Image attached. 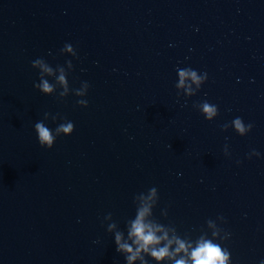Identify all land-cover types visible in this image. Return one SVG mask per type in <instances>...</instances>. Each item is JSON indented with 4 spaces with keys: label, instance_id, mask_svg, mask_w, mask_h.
Segmentation results:
<instances>
[{
    "label": "water",
    "instance_id": "1",
    "mask_svg": "<svg viewBox=\"0 0 264 264\" xmlns=\"http://www.w3.org/2000/svg\"><path fill=\"white\" fill-rule=\"evenodd\" d=\"M203 241L264 264V0H0V264H193Z\"/></svg>",
    "mask_w": 264,
    "mask_h": 264
},
{
    "label": "clouds",
    "instance_id": "2",
    "mask_svg": "<svg viewBox=\"0 0 264 264\" xmlns=\"http://www.w3.org/2000/svg\"><path fill=\"white\" fill-rule=\"evenodd\" d=\"M69 51H71V48H68ZM46 71H50V69H45ZM189 73L182 71L180 73L181 75V84H183V78L188 75ZM191 76L193 78V80H198V78L196 77L195 72L191 73ZM60 80L63 81L64 77L61 76ZM52 89L49 86V84L47 82H45L43 84V91L44 92H50ZM203 109L204 112L207 113V116L209 119H211V117L213 115H215L216 113V109L213 106L208 105L207 103H205L203 105ZM235 126L237 128V130L243 134V132L245 131L243 124L241 123V120L239 118H237L235 121ZM249 127L251 128L252 125L250 124ZM36 130L39 133V143L40 145H46L47 149H51L53 147V136L51 135L50 131L48 128L44 127L42 124H37L36 125ZM58 131H62L65 134L71 135L74 131V126L72 123L65 125H61L60 128L58 129ZM144 211H147L146 209ZM144 211H142L140 213V218H138L136 220V222L133 225V235H135L137 237L136 242L140 245V248L147 251L148 247L150 245H154V244H158L160 242V237H157L153 231H151L150 229L146 230L147 226L145 224L142 223V217L144 215ZM166 239V237H165ZM116 243L118 245L117 251L123 249L126 251H131V249L129 248V246L127 244H120V237L119 235H117L116 237ZM179 243V248L177 249V251H180L182 249H184V244L180 243L179 241L177 242ZM139 251V249H138ZM138 254V252H137ZM168 253V248L167 247H163V248H159L158 250L153 248L152 249V255L155 256L158 260L162 259L163 257L167 256ZM192 260H193V264H225L226 260H227V255L225 253H223L220 250V247L218 245H215L213 243H211L210 241H203L201 243H199V245L193 249L192 251ZM129 261H131L132 259H135V255L128 257ZM176 264H186V262L184 260H179L176 262Z\"/></svg>",
    "mask_w": 264,
    "mask_h": 264
}]
</instances>
